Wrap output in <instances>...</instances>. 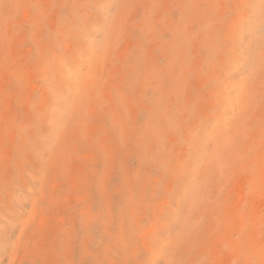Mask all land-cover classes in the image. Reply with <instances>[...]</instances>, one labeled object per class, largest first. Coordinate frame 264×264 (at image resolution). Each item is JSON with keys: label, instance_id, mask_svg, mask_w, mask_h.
<instances>
[{"label": "rangeland", "instance_id": "374dc122", "mask_svg": "<svg viewBox=\"0 0 264 264\" xmlns=\"http://www.w3.org/2000/svg\"><path fill=\"white\" fill-rule=\"evenodd\" d=\"M0 264H264V0H0Z\"/></svg>", "mask_w": 264, "mask_h": 264}]
</instances>
